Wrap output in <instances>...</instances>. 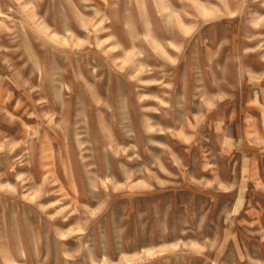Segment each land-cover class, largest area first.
I'll use <instances>...</instances> for the list:
<instances>
[{
	"label": "rangeland",
	"instance_id": "rangeland-1",
	"mask_svg": "<svg viewBox=\"0 0 264 264\" xmlns=\"http://www.w3.org/2000/svg\"><path fill=\"white\" fill-rule=\"evenodd\" d=\"M0 264H264V0H0Z\"/></svg>",
	"mask_w": 264,
	"mask_h": 264
}]
</instances>
